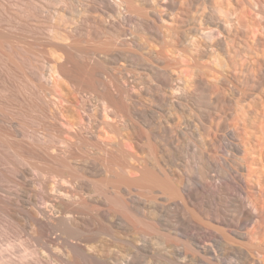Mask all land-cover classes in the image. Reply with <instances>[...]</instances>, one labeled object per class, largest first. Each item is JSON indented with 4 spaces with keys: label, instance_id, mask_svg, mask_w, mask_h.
<instances>
[{
    "label": "bare ground",
    "instance_id": "6f19581e",
    "mask_svg": "<svg viewBox=\"0 0 264 264\" xmlns=\"http://www.w3.org/2000/svg\"><path fill=\"white\" fill-rule=\"evenodd\" d=\"M138 1L148 10L136 0L55 1L63 25L75 21L64 9L78 16L69 32L86 35L96 16L120 51L145 44L148 55L134 50L142 61L128 62L111 45L56 43L53 80L86 97L72 103L57 80L41 84L60 132L49 141L13 128L7 143L46 199L25 207L0 193V212L13 203L27 215L6 216L16 245H0V264H264V0H200L198 22L186 0ZM11 40L0 32V48Z\"/></svg>",
    "mask_w": 264,
    "mask_h": 264
},
{
    "label": "rangeland",
    "instance_id": "374dc122",
    "mask_svg": "<svg viewBox=\"0 0 264 264\" xmlns=\"http://www.w3.org/2000/svg\"><path fill=\"white\" fill-rule=\"evenodd\" d=\"M55 1L56 0H0V32L12 37L10 43L4 44L3 47L0 48V193L5 195V198L8 197L9 201H14L16 195H18V205L25 207H30L32 204L43 206L46 195L42 188L43 184L40 183L41 178L39 174L34 170H27V167L29 166L17 162L18 160L13 155V151L8 144L11 140L10 134L12 133L13 128L17 127L20 130H26L30 135H37L38 137L49 141L52 139L53 135L60 132V129L56 124L57 122L52 118V113L49 110L51 108L50 105L44 103L43 98L45 91L40 89L41 84L44 88L46 86L51 87L52 82L57 80V86L54 88L59 90L60 94L72 103L79 95L84 98L86 97V91L83 87H81L79 93L76 94L74 91L75 83L58 78L57 76H54L56 80H53V75L48 69L49 65L55 58V52L57 50L56 43L65 41V36L69 37V42L82 38V41L90 45H96L103 48L106 47V45H111L107 46V51H111V53L113 50L115 51L119 45L117 39L115 38L114 40L111 35L113 30L107 32L109 28L105 27V29L103 22H100V26L103 28L97 26V22L100 20H97L96 16H89L90 22H88V24L83 22V24H85L83 26L88 28L86 35H81L82 37H79L78 35L69 32L68 29L75 24L76 19L78 20V16H76L75 13H72L73 8H69L67 11L65 9L63 11L61 10V14L65 15V18H74L75 20L71 24L63 25L61 17L59 14H56V12L60 11L62 7L61 4H57ZM136 1L137 2L135 3L137 5L141 7L144 6L146 10H148L147 5H142L138 0ZM186 1L189 3L190 9L193 11L192 18L194 21L192 22H198L199 16L202 12L200 0ZM157 9L161 11L162 15H165V13L169 11V9L167 10L166 8L157 7ZM93 14L99 16L98 13L94 12ZM100 17L103 18L102 15ZM166 25L171 28L173 23L166 21ZM167 26L165 27V30L169 33ZM111 38H113V40ZM141 39L144 43V39ZM119 47L117 50H119ZM124 48L126 49H122L123 51H120V49L119 51L126 54L128 62H141L142 59L137 55L139 51H141L140 54L148 55V48L145 44H143L140 49L135 46H127ZM134 50H136L137 53ZM132 54L136 57H133ZM200 62L201 64L205 63L204 60H201ZM89 104H91V101H89L87 106H89ZM67 110L66 113L71 115L72 119L78 117L77 109L74 106H69ZM81 120H83L82 122L85 124L87 122L86 116L83 115ZM87 132L88 129L84 131V133ZM142 134L143 133L140 131V133L136 135L143 136ZM64 136L70 137L67 134ZM137 136H135L136 140L138 139L141 141L143 137H140L139 139V136ZM143 141L144 138L139 142L140 144H136V147L138 144L141 146ZM73 142L78 148V156L82 157V151L84 150L82 142L80 140H73ZM138 147L135 148L137 149L135 153L137 152L138 154L146 148L144 144H142L141 148ZM146 149H144V153L147 152ZM51 151L52 154H56L58 153V148L54 146ZM144 153L141 152L139 154L144 155L140 156V158L142 157L141 159L143 160L145 157V161H148L147 165L152 164L151 166H153L154 161L150 156H146L148 153ZM34 159L41 161L44 160L43 155L40 153L34 155ZM69 159L72 160L71 158ZM142 160L141 163H144ZM150 161L153 162L150 163ZM115 162L116 163L112 165L113 170L119 169L120 171V168L122 169L121 166L123 165V161L121 158H118ZM136 162L134 161L133 163H139ZM111 173L112 171L108 170L105 172V175L110 176ZM137 175H139V173H137ZM98 176L99 175H92V178ZM49 177L51 178L52 175H49ZM121 188L123 189L122 186L120 189ZM7 205L9 208H7L6 213L0 212V232L4 228H6L4 231L7 232L6 234L4 232H1L2 234L0 233V245L5 244L3 245L4 247L6 245L11 246L15 242L16 236L15 229L11 227V224L9 223L11 218H7L6 216L10 214L21 221L27 217L25 211L15 210L13 203L12 205ZM10 207L13 209L11 210ZM5 219H8V221ZM9 224L10 227H6V225L9 226ZM14 244L16 245V242ZM15 248V250L13 249L16 251L14 256L20 253V250L18 249V252L17 247Z\"/></svg>",
    "mask_w": 264,
    "mask_h": 264
}]
</instances>
